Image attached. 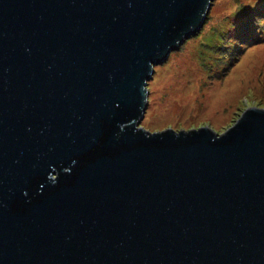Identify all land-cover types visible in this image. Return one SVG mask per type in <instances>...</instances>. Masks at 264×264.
Masks as SVG:
<instances>
[{
  "label": "water",
  "instance_id": "water-1",
  "mask_svg": "<svg viewBox=\"0 0 264 264\" xmlns=\"http://www.w3.org/2000/svg\"><path fill=\"white\" fill-rule=\"evenodd\" d=\"M212 0H0V264H264V107L140 124Z\"/></svg>",
  "mask_w": 264,
  "mask_h": 264
},
{
  "label": "rangeland",
  "instance_id": "rangeland-1",
  "mask_svg": "<svg viewBox=\"0 0 264 264\" xmlns=\"http://www.w3.org/2000/svg\"><path fill=\"white\" fill-rule=\"evenodd\" d=\"M263 8L264 0H212L196 33L155 64L140 124L150 130L207 125L220 133L245 109L264 107V35L254 29V38H244L251 23L264 30Z\"/></svg>",
  "mask_w": 264,
  "mask_h": 264
},
{
  "label": "trees",
  "instance_id": "trees-1",
  "mask_svg": "<svg viewBox=\"0 0 264 264\" xmlns=\"http://www.w3.org/2000/svg\"><path fill=\"white\" fill-rule=\"evenodd\" d=\"M263 11H264V8H263ZM259 12L264 13V12H262V10H259ZM260 17H263V16L260 15ZM259 22H261L260 19H259ZM254 27H255V26H254ZM254 27H253V25H252V23H251L250 28H248V30H247V31H249V32H247V36H246V34H245L246 37H244V38H250L249 36H251V38H254V34H253V30H254V29H257V30L262 31V32H256L255 35H257V37H261L262 35H264V30H263V29L258 28L257 25H256L255 28H254ZM248 40H249V39H248Z\"/></svg>",
  "mask_w": 264,
  "mask_h": 264
}]
</instances>
